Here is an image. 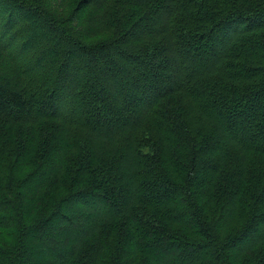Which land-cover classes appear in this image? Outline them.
<instances>
[{
	"label": "trees",
	"instance_id": "1",
	"mask_svg": "<svg viewBox=\"0 0 264 264\" xmlns=\"http://www.w3.org/2000/svg\"><path fill=\"white\" fill-rule=\"evenodd\" d=\"M0 264H264V0H0Z\"/></svg>",
	"mask_w": 264,
	"mask_h": 264
},
{
	"label": "rangeland",
	"instance_id": "2",
	"mask_svg": "<svg viewBox=\"0 0 264 264\" xmlns=\"http://www.w3.org/2000/svg\"><path fill=\"white\" fill-rule=\"evenodd\" d=\"M3 12H7V10H5V6H3ZM30 8H33L32 6H30ZM17 12V11H16ZM34 12H35V14L36 15H41L40 13H38L36 10H34ZM19 13V12H18ZM17 13V15H16V19L18 20L19 18H20V16H22L21 14H18ZM3 14V13H2ZM29 17V16H28ZM33 20H35L34 18H32ZM43 28H41V29H37V30H35V34H33V36H29V43H31V45L33 46H36V45H38V42H39V39H43L45 36H44V34H47L45 31H43L42 30ZM43 32V33H42ZM30 45V44H29ZM49 54H50V52H49ZM48 54V55H49ZM22 65L23 64H25V67H31L33 64L32 63H30V62H23V63H21Z\"/></svg>",
	"mask_w": 264,
	"mask_h": 264
}]
</instances>
